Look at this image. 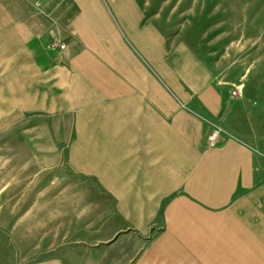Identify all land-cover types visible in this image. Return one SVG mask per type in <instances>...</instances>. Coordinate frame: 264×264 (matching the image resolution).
I'll list each match as a JSON object with an SVG mask.
<instances>
[{
  "label": "crops",
  "instance_id": "1",
  "mask_svg": "<svg viewBox=\"0 0 264 264\" xmlns=\"http://www.w3.org/2000/svg\"><path fill=\"white\" fill-rule=\"evenodd\" d=\"M150 4L0 0V133L90 131L158 164L162 230L136 264H264V93L233 101Z\"/></svg>",
  "mask_w": 264,
  "mask_h": 264
},
{
  "label": "rangeland",
  "instance_id": "2",
  "mask_svg": "<svg viewBox=\"0 0 264 264\" xmlns=\"http://www.w3.org/2000/svg\"><path fill=\"white\" fill-rule=\"evenodd\" d=\"M148 1L165 35L228 79L233 101L264 93V0ZM214 132L217 145L229 136ZM0 134V264H136L158 242L150 157L122 162L90 131Z\"/></svg>",
  "mask_w": 264,
  "mask_h": 264
},
{
  "label": "built area",
  "instance_id": "3",
  "mask_svg": "<svg viewBox=\"0 0 264 264\" xmlns=\"http://www.w3.org/2000/svg\"><path fill=\"white\" fill-rule=\"evenodd\" d=\"M58 47H59L60 49H65L66 46H65V44H59ZM220 140H221V139H220L219 134H218L217 132H214V133L210 136V138H209V145H210L211 147H214V146L217 145V143H218Z\"/></svg>",
  "mask_w": 264,
  "mask_h": 264
}]
</instances>
